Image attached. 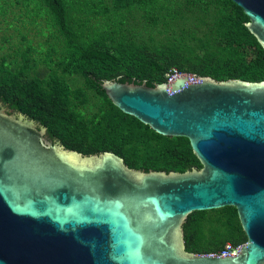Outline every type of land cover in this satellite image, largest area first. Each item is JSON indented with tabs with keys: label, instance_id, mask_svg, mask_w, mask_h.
<instances>
[{
	"label": "water",
	"instance_id": "obj_1",
	"mask_svg": "<svg viewBox=\"0 0 264 264\" xmlns=\"http://www.w3.org/2000/svg\"><path fill=\"white\" fill-rule=\"evenodd\" d=\"M232 1L264 48V0ZM100 85L155 132L188 138L201 168L145 171L111 151L83 154L0 101V264H264V80ZM224 206L247 237L237 253L187 251V216Z\"/></svg>",
	"mask_w": 264,
	"mask_h": 264
},
{
	"label": "trees",
	"instance_id": "obj_2",
	"mask_svg": "<svg viewBox=\"0 0 264 264\" xmlns=\"http://www.w3.org/2000/svg\"><path fill=\"white\" fill-rule=\"evenodd\" d=\"M248 21L232 0H0V101L83 154L111 151L145 171L201 168L188 138L155 132L100 83L153 86L172 68L264 80ZM183 231L186 250L200 254L247 239L233 206L193 211Z\"/></svg>",
	"mask_w": 264,
	"mask_h": 264
},
{
	"label": "built area",
	"instance_id": "obj_3",
	"mask_svg": "<svg viewBox=\"0 0 264 264\" xmlns=\"http://www.w3.org/2000/svg\"><path fill=\"white\" fill-rule=\"evenodd\" d=\"M182 75H191L194 78H197L196 75L188 73V72H183L179 71L176 68H172L167 74H166V84H168L173 78L182 76ZM241 244L238 245H233L229 242H227L224 247L218 251V252H211L209 253L210 255H218V256H224V255H235L237 253L238 247H240Z\"/></svg>",
	"mask_w": 264,
	"mask_h": 264
},
{
	"label": "rangeland",
	"instance_id": "obj_4",
	"mask_svg": "<svg viewBox=\"0 0 264 264\" xmlns=\"http://www.w3.org/2000/svg\"><path fill=\"white\" fill-rule=\"evenodd\" d=\"M1 27H2V25H1ZM2 34V31H0V35Z\"/></svg>",
	"mask_w": 264,
	"mask_h": 264
}]
</instances>
